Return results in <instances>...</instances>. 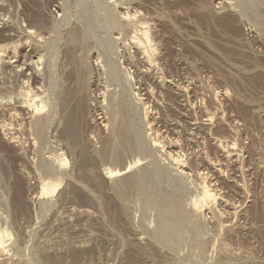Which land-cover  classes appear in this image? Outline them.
Segmentation results:
<instances>
[{
  "label": "rangeland",
  "instance_id": "obj_1",
  "mask_svg": "<svg viewBox=\"0 0 264 264\" xmlns=\"http://www.w3.org/2000/svg\"><path fill=\"white\" fill-rule=\"evenodd\" d=\"M0 48V264H264V0H0Z\"/></svg>",
  "mask_w": 264,
  "mask_h": 264
},
{
  "label": "bare ground",
  "instance_id": "obj_2",
  "mask_svg": "<svg viewBox=\"0 0 264 264\" xmlns=\"http://www.w3.org/2000/svg\"><path fill=\"white\" fill-rule=\"evenodd\" d=\"M129 14V13H128ZM231 20V18L230 17H227V20L226 21H230ZM145 22V21H144ZM141 24V23H140ZM142 26H143V24H142ZM147 26V25H146ZM145 27V26H144ZM140 28V27H139ZM140 30H142L141 31V38H140V40H139V38H138V40H137V42L139 41V45H140V47H142L141 45H144L146 42H148V40H150L151 38H149L148 37V34L149 33H147V30H146V28H142V29H140ZM137 33V32H136ZM139 34H140V31H139ZM143 41V42H142ZM149 43V42H148ZM138 44H137V46H138ZM150 44V43H149ZM148 44V45H149ZM145 45H147V43L145 44ZM147 45V46H148ZM147 46H143L144 48H143V50H144V52L143 53H146V54H148V52H149V50L148 49H150L149 48V46L147 47ZM2 48V47H1ZM0 48V51H2V49ZM137 48V47H136ZM154 50V49H153ZM142 51V50H141ZM151 53V52H150ZM3 54V53H2ZM39 54V53H38ZM151 58V57H150ZM37 63H39V61L37 62ZM28 64H30L29 62H28ZM72 64V63H71ZM31 65V64H30ZM34 65V64H33ZM36 65V64H35ZM78 65V64H77ZM79 66V65H78ZM76 70V69H75ZM78 70V69H77ZM78 72H79V70H78ZM75 73V71L72 73V74H74ZM76 74V73H75ZM77 76V75H76ZM76 76H75V78H76ZM78 76H79V73H78ZM78 79V78H77ZM77 88V87H76ZM75 90V89H74ZM73 90V91H74ZM72 91V92H73ZM76 91V90H75ZM29 92V91H28ZM28 94H30L31 95V93H28ZM27 93H26V95H28ZM73 94V93H72ZM73 96V95H72ZM72 96H70V97H72ZM38 96L36 95V94H34L33 93V95L29 98V100L28 101H26V102H28V106L29 107H31L32 109H33V111H35L36 113H38V112H40L42 109H43V107H45V105H43L42 106V104H40V102H38V98H37ZM27 99V98H26ZM71 99H73V98H70V102L72 101ZM24 100H25V98H24ZM40 100H41V98H40ZM39 100V101H40ZM42 101V100H41ZM22 102V101H21ZM24 102V101H23ZM25 102V104H27ZM24 104V103H23ZM28 109V108H27ZM75 109V108H74ZM66 119V125H65V135L68 137H70V138H72V140H75L76 138H77V129H78V117L76 116V113H75V111H72L71 112V114L70 115H68L67 114V118H65ZM210 119V118H209ZM207 120V119H206ZM7 123V122H6ZM6 123H4V124H6ZM1 125V124H0ZM9 125V124H8ZM12 126V125H11ZM64 129V128H63ZM80 131V130H79ZM68 137V138H69ZM160 140V139H159ZM124 141V140H123ZM161 142V141H160ZM221 142V141H220ZM128 143V142H127ZM156 143V142H155ZM154 143V144H155ZM125 144V143H124ZM220 144V143H219ZM160 146H162V144L160 145ZM121 147V146H120ZM125 148H126V146H124ZM233 147V146H232ZM129 148V147H128ZM127 148V149H128ZM231 148V147H230ZM124 149V148H123ZM123 149H120V150H123ZM127 151V150H126ZM130 151V150H129ZM128 152V151H127ZM227 152V151H226ZM128 153H130V152H128ZM60 155V154H59ZM114 155V154H113ZM118 159V158H117ZM172 159L177 163L178 162V156H173L172 155ZM57 160H58V163L59 164H64L65 163V159H64V157L63 156H61V157H59V158H57ZM115 160V159H114ZM171 162H172V160H170ZM184 162V161H183ZM180 164V163H179ZM178 164V165H179ZM114 169V168H113ZM118 168H116V169H114V170H112L111 172H109V175L111 176V175H114V174H117L118 172H121V171H119V170H117ZM110 171V170H109ZM124 171V170H123ZM108 172V171H107ZM108 175V176H109ZM84 178V177H83ZM47 180H44L43 182H46ZM203 183V182H202ZM207 184V183H206ZM57 186V185H56ZM209 186V185H208ZM54 187H55V185L53 184V183H51V182H47V183H43L42 184V194H50L53 190H54ZM207 187V186H206ZM200 190V189H199ZM209 190V189H208ZM21 191H22V189L21 188H19V186L17 187V189H16V192H15V196L17 197V198H19L20 197V195H21ZM204 191V190H203ZM214 192V191H213ZM218 193V192H217ZM205 197H207V198H210V194H209V192L208 191H206V189H205ZM216 194V193H215ZM80 195V194H79ZM202 196V195H201ZM200 196V197H201ZM199 197V198H200ZM203 197V196H202ZM213 197V196H212ZM79 198H80V196H79ZM83 198V197H82ZM85 198V197H84ZM206 198V199H207ZM81 199V198H80ZM79 199V200H80ZM78 200V201H79ZM199 200V199H198ZM201 200V199H200ZM84 201H85V199L83 200V204H84ZM209 203V202H208ZM203 204V203H202ZM81 205V204H80ZM192 205H194L195 207H198V204H196V202H195V204H192ZM208 205V204H207ZM89 211V210H88ZM6 233V234H8L7 233V231L6 232H1L0 231V248L1 247H3L2 246V243H3V238L5 237V236H7V235H5L4 236V234ZM5 242V241H4ZM2 251V250H1Z\"/></svg>",
  "mask_w": 264,
  "mask_h": 264
}]
</instances>
